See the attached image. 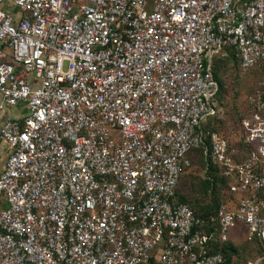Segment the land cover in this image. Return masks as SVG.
Listing matches in <instances>:
<instances>
[{"label": "built area", "instance_id": "obj_1", "mask_svg": "<svg viewBox=\"0 0 264 264\" xmlns=\"http://www.w3.org/2000/svg\"><path fill=\"white\" fill-rule=\"evenodd\" d=\"M0 264L264 263V0H0ZM261 73L237 142L214 58ZM202 158L226 179L203 216L176 199Z\"/></svg>", "mask_w": 264, "mask_h": 264}, {"label": "trees", "instance_id": "obj_2", "mask_svg": "<svg viewBox=\"0 0 264 264\" xmlns=\"http://www.w3.org/2000/svg\"><path fill=\"white\" fill-rule=\"evenodd\" d=\"M229 64L238 66V63L232 54H229L225 58H221L216 56L214 58L213 63V75L216 78L219 89L216 95L217 106L220 108V112L223 113V98L225 97V89H224V81L222 77V73L225 72L226 66ZM239 67V66H238ZM252 71L259 74L258 79L261 76V73L256 69H252ZM257 79V80H258ZM240 110H235V120L239 118ZM220 115H216L211 117L207 124L206 128L211 131H220L222 126L218 125V123L223 118ZM242 142H236L235 145L243 146ZM198 161V165L203 169V176L199 178L196 184L193 186H189L190 191H176V199L185 203H188L197 215L203 216L208 213L212 208L218 203L221 196L223 195V190L226 188V179L218 173V169L213 166H209L207 169L205 168L204 162L202 158L196 159L193 166L196 165ZM193 188V189H192ZM218 247L223 251L226 261V264H246L248 261L254 259L259 256L262 252L261 248L256 242L253 241H243L241 243H237L232 239L227 240L223 243H218ZM264 264V263H262Z\"/></svg>", "mask_w": 264, "mask_h": 264}, {"label": "rangeland", "instance_id": "obj_3", "mask_svg": "<svg viewBox=\"0 0 264 264\" xmlns=\"http://www.w3.org/2000/svg\"><path fill=\"white\" fill-rule=\"evenodd\" d=\"M222 77L225 89V97L222 103V109L224 110L221 113L223 118L218 125L222 126L220 133H222L229 143L235 145L240 132V129L236 125L235 110H243L245 108V98L255 85L259 74L252 70L243 71L238 66L229 64L226 66L225 72L222 73ZM3 113L5 111H2L0 114ZM10 113L14 115L15 111H10ZM198 164L197 161L195 166H192L181 176L177 187L178 191H190L191 187L189 186H193L192 183L196 184L195 181L203 176L204 171ZM231 238L237 243L243 242L239 234L232 235Z\"/></svg>", "mask_w": 264, "mask_h": 264}, {"label": "crops", "instance_id": "obj_4", "mask_svg": "<svg viewBox=\"0 0 264 264\" xmlns=\"http://www.w3.org/2000/svg\"><path fill=\"white\" fill-rule=\"evenodd\" d=\"M7 60H9L8 51L0 47V61H7ZM0 101H1V96H0ZM2 111H5V113L0 114V124L5 119H21L26 114V109L23 103L21 102L17 103L12 107L0 108V113ZM10 111H15V114L11 115ZM7 153H8V146L2 140H0V172L4 169Z\"/></svg>", "mask_w": 264, "mask_h": 264}]
</instances>
